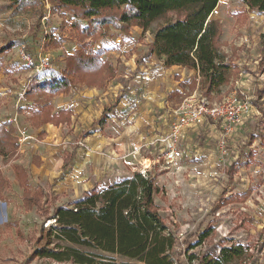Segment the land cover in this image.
<instances>
[{"label":"rangeland","instance_id":"rangeland-1","mask_svg":"<svg viewBox=\"0 0 264 264\" xmlns=\"http://www.w3.org/2000/svg\"><path fill=\"white\" fill-rule=\"evenodd\" d=\"M53 5L38 0L12 13L10 1L0 0V123L15 127L18 143L14 155H0V264H61L32 256L54 224L56 207L72 206L93 184L102 189L135 171L154 177L160 188L153 198L176 238L177 263L202 264L204 254L241 244L244 256L229 264H264V125L255 105L264 109L263 16L241 0H219L211 14L219 29L216 58L233 68L209 100L235 91L250 97L251 108L228 134L223 120L202 118L185 127L168 161L172 110L198 78L193 68L168 65L153 48L154 32L176 12L145 30L97 28L95 22L87 30L86 20ZM22 45L33 56L45 55L49 65L34 74L20 58ZM81 47L101 52L104 78L90 85L71 75L70 90L49 98L53 113L70 109V121L34 128L29 116L41 95L25 98L27 85L61 77L66 56ZM17 163L27 173L25 191L14 177Z\"/></svg>","mask_w":264,"mask_h":264},{"label":"trees","instance_id":"trees-1","mask_svg":"<svg viewBox=\"0 0 264 264\" xmlns=\"http://www.w3.org/2000/svg\"><path fill=\"white\" fill-rule=\"evenodd\" d=\"M9 1L13 7L12 13H18L34 8L38 0ZM53 1L56 9L68 12L78 20H86L87 30L93 22L97 28L125 24L145 30L169 11H175L176 18L154 32V50L165 57L168 65L195 69L202 93L208 99H213L215 94L218 96L220 86L229 81L233 65L216 58L219 29L211 18L219 0ZM241 1L263 16L264 24V0ZM101 55L100 51L78 48L66 56L61 77L39 82L32 79L23 96L27 99H31L35 93L41 96L36 98V107L29 116L31 126L35 128L47 123L57 125L70 121V109L61 108L53 113L49 98L70 90L71 75L80 77L90 85L103 79L105 62ZM195 83L196 80H193V85ZM255 105L262 113L261 122L264 125V109L258 101ZM14 133V126L0 123L1 156L16 153L18 143ZM13 171L15 179L25 191L28 181L25 168L14 164ZM159 191L154 177L139 171L102 189L93 184L72 206L56 207L52 214L54 224L43 231L45 240L35 247L32 256L61 264H180L172 253L176 238L154 202L153 196ZM205 235L202 233L199 237L203 239ZM245 249L241 244L223 246L217 256L204 254L200 261L202 264H229L243 257ZM194 259L193 253L187 256L189 262Z\"/></svg>","mask_w":264,"mask_h":264},{"label":"built area","instance_id":"built-area-1","mask_svg":"<svg viewBox=\"0 0 264 264\" xmlns=\"http://www.w3.org/2000/svg\"><path fill=\"white\" fill-rule=\"evenodd\" d=\"M20 58L27 66L33 68L34 74L49 65L48 58L45 55L37 54L33 56L26 52L24 45L21 46ZM195 94H198V99L193 102ZM249 99V96L238 98L236 92L233 91L219 101H210L201 92L200 88H196L183 99L178 109L172 110L176 115L171 117L169 121L168 150L166 151L168 161H171L174 157L177 140L182 129L205 118L215 122L223 120V129L225 134H228L232 129V124L238 122L241 115L251 108ZM224 143L225 141L221 140L220 146H223Z\"/></svg>","mask_w":264,"mask_h":264},{"label":"crops","instance_id":"crops-1","mask_svg":"<svg viewBox=\"0 0 264 264\" xmlns=\"http://www.w3.org/2000/svg\"><path fill=\"white\" fill-rule=\"evenodd\" d=\"M171 66H181V65H171ZM196 73H197V71H196ZM198 77V76H197ZM199 78V77H198ZM198 78H196V83H195V87H194V89H193V91L194 90H196V88H198L199 89V87H200V89H201V86H200V83H199V81H198ZM201 92H202V89H201ZM17 164H20V163H17ZM20 165H22V164H20ZM23 166V165H22ZM24 167V166H23ZM13 173H14V171H13ZM14 177H15V174H14ZM85 190H86V188H85Z\"/></svg>","mask_w":264,"mask_h":264},{"label":"bare ground","instance_id":"bare-ground-1","mask_svg":"<svg viewBox=\"0 0 264 264\" xmlns=\"http://www.w3.org/2000/svg\"><path fill=\"white\" fill-rule=\"evenodd\" d=\"M144 166H148L150 164V160L148 158L143 159L142 161Z\"/></svg>","mask_w":264,"mask_h":264}]
</instances>
